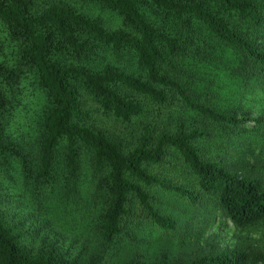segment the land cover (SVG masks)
Instances as JSON below:
<instances>
[{
  "label": "trees",
  "instance_id": "trees-1",
  "mask_svg": "<svg viewBox=\"0 0 264 264\" xmlns=\"http://www.w3.org/2000/svg\"><path fill=\"white\" fill-rule=\"evenodd\" d=\"M258 67L264 0H0V184L40 227L60 228L57 214L76 233L74 221L89 218L88 235L62 252L33 251L0 195V264H106L147 224L175 232L155 207L159 190L190 205L209 197L236 229L264 221L261 177L207 145L216 127L264 128V114L239 117L219 102L225 75ZM82 92L138 123L135 141L87 123ZM152 264H264V253L234 246Z\"/></svg>",
  "mask_w": 264,
  "mask_h": 264
},
{
  "label": "rangeland",
  "instance_id": "rangeland-1",
  "mask_svg": "<svg viewBox=\"0 0 264 264\" xmlns=\"http://www.w3.org/2000/svg\"><path fill=\"white\" fill-rule=\"evenodd\" d=\"M104 18H108V15H104ZM223 81L225 87L219 91L221 107L230 108L239 117L248 115L254 118L264 114V69L243 68L241 72L227 78L225 75ZM81 102L87 123L112 136L125 138L127 143H133L139 135L138 123L126 124L112 114L104 113L91 95L82 92ZM31 107L38 111L40 102L31 101ZM18 119L22 120L20 117ZM216 131L219 133L215 132L207 143L212 153L234 169L250 171L253 176L261 177L264 183V128L253 122H246L228 133L222 131V127H216ZM0 185L5 188L0 192L3 197V212L9 222L17 223L18 230L23 234L21 242L30 250L52 249L60 253L73 241V237L88 235L89 218L86 219V215L80 226L77 220L74 221L76 233L66 229L68 221L60 215L56 216L57 214L54 217L62 224L60 228L52 231L38 226L40 217L36 216L32 206L20 201L14 194L16 190L13 191L14 188L4 180ZM6 186L9 188L6 189ZM6 191L13 196L6 195ZM152 193L156 209L175 219L177 230L168 233L147 224L136 241L121 246L106 264H128L132 260L137 264H152L161 258L187 262L234 246H243L248 250L260 249L264 253V221L244 229H236L217 209L211 208L212 201L209 197L190 205L160 190ZM4 196L8 198L5 200ZM82 198L85 201L89 195L84 192ZM207 208H211L210 213ZM76 215L78 218L79 214ZM85 256L86 251L81 254L82 258Z\"/></svg>",
  "mask_w": 264,
  "mask_h": 264
}]
</instances>
